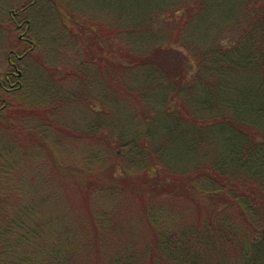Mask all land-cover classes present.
<instances>
[{
    "label": "trees",
    "instance_id": "1",
    "mask_svg": "<svg viewBox=\"0 0 264 264\" xmlns=\"http://www.w3.org/2000/svg\"><path fill=\"white\" fill-rule=\"evenodd\" d=\"M24 12L10 11L18 29L28 26L17 21ZM261 15L262 35H214L203 48L194 35H129V69H141L144 85L125 92L161 104L129 118L128 135L54 126L65 138L48 141L4 117L19 146L28 148L32 135L42 153L33 163L38 189L14 177L18 163L0 174V264H264ZM27 43L12 52L17 60L32 52ZM8 107L0 106L1 119ZM49 108L30 112L44 117ZM129 166L138 168L128 175ZM137 176L140 185H125ZM125 191L153 197H121Z\"/></svg>",
    "mask_w": 264,
    "mask_h": 264
},
{
    "label": "rangeland",
    "instance_id": "2",
    "mask_svg": "<svg viewBox=\"0 0 264 264\" xmlns=\"http://www.w3.org/2000/svg\"><path fill=\"white\" fill-rule=\"evenodd\" d=\"M188 1L193 2L192 10L186 6ZM17 6L25 8L17 21L28 24L21 23V29L18 23L11 24L10 11ZM262 10L264 2L259 0H0V80L13 70L11 62L22 72L18 90L0 89V106L9 105L0 118V174L18 163L20 172L15 169L14 177L20 181L23 176L29 190H36L39 177L33 163L42 147L33 143L35 136H45L48 141L50 135L65 138L55 131L59 126L83 134L93 126L107 128L115 137L122 130L128 135L129 118L140 119L142 113H138L145 105L151 109L160 106L155 97L146 104L142 96L125 92L131 84L144 85L139 81L141 69H129V35H155L156 41L159 35H176L182 40L194 35L193 43L203 48L214 35H262ZM129 27L140 32L134 34ZM30 41L34 43L32 52L17 60L12 52L26 48ZM178 43L186 52L183 43ZM149 90L157 95L163 92L162 86ZM46 106L51 111L44 117L40 116L43 111L39 115L30 112L32 107ZM4 117L13 126H32L35 136L25 139L32 141L28 148L15 142L16 128L10 132ZM137 168L129 166L128 175ZM141 181L142 176L126 178L125 185H140ZM125 192L121 197H153L146 191ZM125 201L129 203V199ZM126 203H120L119 209L127 207Z\"/></svg>",
    "mask_w": 264,
    "mask_h": 264
},
{
    "label": "flooded vegetation",
    "instance_id": "3",
    "mask_svg": "<svg viewBox=\"0 0 264 264\" xmlns=\"http://www.w3.org/2000/svg\"><path fill=\"white\" fill-rule=\"evenodd\" d=\"M9 60H11V59H9ZM11 64L13 65L12 66L13 67V70H11L10 72H8L9 75H7V76L4 77V81H1L2 84L0 85V86H2L1 88L4 89L6 92H10V91L16 90L17 89V86L19 85V79L22 76V73L21 74H18V72L20 70H17L16 69V67H15L16 65L13 64L12 62H11Z\"/></svg>",
    "mask_w": 264,
    "mask_h": 264
}]
</instances>
